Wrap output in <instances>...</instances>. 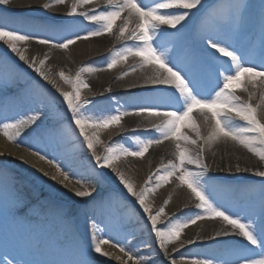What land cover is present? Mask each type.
<instances>
[{
    "label": "snow or ice",
    "instance_id": "snow-or-ice-1",
    "mask_svg": "<svg viewBox=\"0 0 264 264\" xmlns=\"http://www.w3.org/2000/svg\"><path fill=\"white\" fill-rule=\"evenodd\" d=\"M10 3L11 0H0V5ZM57 3L66 4L67 0H57ZM50 7L51 4L44 5L45 9ZM81 7L83 11L79 10ZM210 7L206 6L205 0H78L71 5L67 14L74 19L65 20L53 29L65 34L59 39L46 35L33 36L0 23V41L7 46L6 50L10 49L40 78L33 83L34 93L44 95L45 86L41 81L51 84L59 93V104H56L55 94L51 101L61 123L58 134L71 151L84 149L91 168L85 175L74 172L70 164L52 160L38 150L34 155L55 164L64 179L72 174L77 183L83 181L87 187L75 191L74 195L92 197L85 202L93 209L103 210L105 201L109 204L115 201L117 207H122L126 213L136 214L124 199L129 196L134 198L131 205L142 210L138 215L145 218L144 226L152 236V243L145 241L144 244L149 248L152 244L156 245L155 253L138 255L139 246H127V236L124 240L118 239L120 233L117 231L113 236V229L108 225L100 229L93 215L91 225L87 226V242L77 239L74 234L46 242L38 240L34 243L32 258L15 259L14 264H97L96 254L110 255L102 251L105 244L118 247L132 264H156L154 256L161 253L166 258V264H264V170L236 167L238 172L252 171L254 176L262 179L259 181L258 206L254 202H246L239 212H232L222 206L218 197L223 194L236 198L238 195L256 193V185L242 188L216 186L212 183L215 177L209 175L211 167L207 162L208 152L215 155L212 151L215 145L229 142L242 146L264 161V115L260 114L264 112V0H261L258 9L240 0L229 2L218 16L209 12ZM193 9L197 11L193 12ZM197 17L214 22L211 29L202 26L199 29V39L204 46L200 51L192 48L188 42L192 19ZM82 21L90 22L95 27L85 32L74 31ZM162 26L167 28L162 30ZM168 29L176 31L170 32ZM105 34L115 35L122 44L121 48L114 49L99 67H82L74 79L61 71L59 75L71 91H64L55 85L43 70L44 61L29 60L24 50L18 47L21 42L35 40L40 45L66 50L77 40ZM158 35L160 41H156ZM168 37L178 42L176 49L169 50L165 46L163 41ZM129 57L136 61L130 71L144 70V76L142 83L134 82L128 88H139L140 91L122 103L119 98L109 97L118 106L111 111L96 112L93 106L97 102L82 97L83 89L89 92L91 89L81 77L84 73L114 69ZM0 66H4L2 58ZM128 74L126 70L119 78L123 79ZM13 86L14 81L9 78L0 79V109L7 105L10 99L8 90ZM254 100L257 102L253 103ZM42 103L43 108H31L14 117L0 111V133L11 142L24 144L27 139H21L24 129L35 125L28 134L32 136L40 130L50 114L49 104ZM133 115L142 117L148 125L145 131L151 130L155 134L144 138L137 136L135 144L130 146H124L122 142L108 144L104 146L103 155L98 154L97 145L103 143L100 132L112 126L122 127L123 118ZM237 121L244 123L238 124ZM202 127L207 129L203 134ZM185 128L194 132L195 138L186 134L183 131ZM73 135L79 147L72 142ZM165 140L174 143L177 158L162 164L149 176L146 186L137 191L133 180L120 171L117 161L122 157L143 158L152 145L162 144ZM228 171L231 172V167ZM173 177L180 186L186 185L191 191L198 202L196 208L199 211L183 217L176 216L158 227L160 217L165 215L164 208L153 213L146 200L150 193ZM105 184L122 186V195H102ZM0 190L9 192L16 200L20 199L15 178L4 169H0ZM0 215L4 219L11 215L2 198ZM217 218L231 229L220 231L217 236L236 235L246 243L227 247L216 257L185 259L184 256L172 254L197 242L181 239L186 228L198 221ZM174 244L177 247L170 252ZM42 254L48 258H36Z\"/></svg>",
    "mask_w": 264,
    "mask_h": 264
},
{
    "label": "bare ground",
    "instance_id": "bare-ground-1",
    "mask_svg": "<svg viewBox=\"0 0 264 264\" xmlns=\"http://www.w3.org/2000/svg\"><path fill=\"white\" fill-rule=\"evenodd\" d=\"M77 2L78 0H67L66 4H59L57 0H11V3L8 5H0V23L33 36L46 35L59 39L65 34L53 31V29L60 26L65 20L74 19L67 14L71 10V5ZM229 2L234 3L237 2V0H215L214 3L210 5L209 12L214 16H218L223 13L224 6ZM240 2L251 3L258 9L261 0H240ZM210 3L211 2L206 4V6ZM46 4H51L52 7L45 9L44 5ZM79 10L83 11L84 8L81 7ZM192 11L196 12L197 10L193 9ZM117 24H119V21H117ZM201 26L206 29H211L214 27V22L212 19L208 18L202 19L197 17L192 19L188 42L191 47L197 51L204 48L199 39V29ZM94 27L95 26L90 22L82 21L75 27L74 31L85 32ZM179 27L180 26H178V28ZM165 28H167V26H162V30ZM168 31L174 32L176 30L168 29ZM156 41H160L159 35L156 37ZM163 43L169 50H174L178 46V42L171 37L165 38ZM121 46V42L116 40L115 35L108 34L100 37H92L87 40H77L76 43L70 45L66 50L52 48L50 45H40L36 43L35 40L18 44V47L24 50V54L29 60H36L38 62L44 61L43 70L55 85L64 91H71V88L65 84L64 80L60 77L59 73L61 71L74 79L82 67H99L103 65L111 52L114 49L121 48ZM6 47L3 41H0V58H2L4 62V66H0V79L9 78L14 81V86L9 90H22L19 93L13 91L8 94L10 99L7 105L0 109V111L5 112L9 117H14L18 114L28 112L31 108H43V101L49 104L50 114L44 120L40 130L34 134V138L30 141H24V144L19 145L15 143L17 147H8L0 138V169H4V162L11 165L15 164V166L17 165L28 175L33 186L47 197H49L51 193L46 191L43 181L49 182L55 188H66V190L70 192L69 188H71V186L68 185L69 183L66 182V179L60 178L50 172L56 167L55 164L50 163L47 159H40V156L34 155V152L38 150L46 154L52 160L59 161L62 164L65 162L69 163L72 169L75 170L74 172L85 175L88 173L91 165L88 164L87 159L83 163L73 160L75 151H71L70 146L61 141L58 134L61 127L60 119L55 113V105L51 103L54 98L53 94H55L56 104H59V93L56 92V89L53 88L51 84H48L46 81H41L45 86V93L42 96L36 95L32 90V86L34 81L40 80L38 74H36L33 69L29 68L23 61H20L14 53H11L10 49L6 50ZM135 64L136 61L129 57L126 62L118 65L114 69L97 71L95 73H84L81 78L87 81L91 92H89L88 89H83L82 97H87L97 102L93 106L96 112L111 111L118 105L115 101H110L109 97H116L121 100L125 95L131 97L133 93L140 91L139 88H128L129 84L143 82L142 77L144 76V70L130 71ZM126 70L129 71V74L124 76L123 79H120L119 77H121ZM109 89H111V91H108ZM93 93L95 95H93ZM241 95L243 94L241 93ZM244 98H246V96ZM256 102V100L253 101V103ZM60 112L61 114L63 113V106H61ZM260 114L264 115V112ZM193 115L195 116V112ZM197 123L199 124V121H197ZM237 123L243 124L244 122L237 121ZM121 125L122 127L117 128L116 126H112L100 132V139L103 142V147L114 142H122L124 146H130L135 144V138L137 136L144 138V136L154 135L150 132L139 131L141 127H148L147 122L140 116L133 115L124 117L121 121ZM32 127H35V125L24 129V131L29 134V132L32 131ZM183 131L195 138L194 132L190 131L188 128L183 129ZM206 131V128H201L202 134ZM46 132L49 134H45ZM1 134L2 133H0V135ZM71 139L72 142L79 147V142L74 135ZM99 146L101 145H97V147ZM21 147H24V150ZM212 151L215 152V155H212V152H208L207 162L211 167L209 175L215 177L212 181L214 185L219 187L231 186L233 188H242L255 184L257 188L256 193L244 196L238 195L236 198H230L221 194L218 199L222 206L228 208L232 212H239L241 205L246 202H254L258 206L259 181L262 178L254 176L252 171L238 172L236 171V167H247L251 170H264V161H261L258 156L233 142L217 144L213 147ZM175 153L174 143L165 140L162 144L152 145L143 158L122 157L120 161H117V165L120 171L125 173L126 177H130L133 180L136 190L139 191L146 186L149 176L156 172L158 168H161L162 164H167L169 161H173L177 158ZM15 159H18L20 163L18 162V164H16L14 161ZM229 167H231V172L228 171ZM35 173L36 176L33 175ZM45 173H47V175H45ZM37 176L41 178V183L39 180L34 179ZM54 176L56 179H52ZM68 179L71 184L77 183V180L73 178L72 174H68ZM107 185H115V194L119 193L122 195V193H120V188H122V186H118L117 184ZM53 197L55 200H60L62 195L56 192L53 194ZM124 198L129 201L134 200V198L130 196ZM146 203L150 205L153 213L157 212L160 208H164L165 215L160 217V223L166 221L165 224L169 219L175 218L176 216L183 217L192 212L199 211L196 208L198 202L191 191L186 185L180 186L175 177L150 193ZM129 206L130 208H134L138 220L141 221L144 217L138 215V213L142 210H140L138 206ZM109 209V203L106 201L103 211L105 213L108 211L111 216L113 210ZM88 213H91V216H93L95 215V210L90 207V212ZM96 216L99 218L100 214L95 215V218ZM109 218V221L103 222L104 226H113L115 230L112 232L113 236L116 235L117 231L121 234V228L115 226V222L112 220L115 219V217ZM220 231H231V229L226 226L225 222L218 218L215 220L205 219L198 221L195 225H190L186 228L181 236L182 240L191 239L197 242L190 246L186 245L189 246L187 249H180L172 254L176 257L184 256L185 259L194 256L195 258L216 257L227 247L246 243L241 237L236 235L217 236L216 234ZM117 238L119 239L120 237ZM153 246L155 250L156 245L153 244ZM174 246L175 248L177 247L175 244ZM102 248L104 252L110 254L105 257L108 259L111 258L110 260L118 264L119 260L124 257L110 244H105ZM172 249L173 248H171V250ZM137 253H141V251Z\"/></svg>",
    "mask_w": 264,
    "mask_h": 264
},
{
    "label": "rangeland",
    "instance_id": "rangeland-1",
    "mask_svg": "<svg viewBox=\"0 0 264 264\" xmlns=\"http://www.w3.org/2000/svg\"><path fill=\"white\" fill-rule=\"evenodd\" d=\"M208 1L210 0H206L205 4ZM21 90L22 89H12L9 90L8 94L13 91L19 93ZM25 137H27V139L24 141H30L33 139L34 134L29 136L22 133L21 139H24ZM0 138L8 147H17V144L9 141L3 134L0 135ZM21 148L24 150V147ZM97 151L98 154L103 155L104 147L102 145L97 147ZM86 159L87 154L83 148H80L79 151H75L73 160L83 163ZM14 161L16 164H18V162L20 163L18 159H15ZM64 164L69 165V163L66 162ZM3 166L4 170L15 178L16 188L20 192V199L16 200L9 192L0 190V198L6 202L7 207L11 210V215H9L7 219H4L3 216L0 215V264H14L15 259L32 258L33 246L38 240L46 242L47 240H52L57 237L63 239L66 234H74L77 239L87 242V226L91 225L92 221L91 213H88L90 212L91 206L90 204H86L85 201L91 200L92 197L80 198L74 195L75 191L83 190L87 187L83 181L71 184V182L68 181L69 179H66V182L69 183L68 185L71 186V188H69L70 192L66 190V188H55L49 182L43 181L46 191L51 193V195L47 197L33 186L28 175L17 165L15 166V164L11 165L4 162ZM73 171L75 170L73 169ZM50 172L60 178H64L60 175L57 167ZM33 175L36 176V173ZM34 179L39 180L41 183L40 177L37 176ZM115 189V185L109 186L105 184L102 189V195L107 196L109 193L115 194ZM56 192H59L62 195L60 200L54 199L53 194ZM44 197H46V199ZM125 200L131 205V201L128 199ZM110 210H113L111 217H115V219H112L115 222V226L121 228L119 239L124 240L125 236H127V246H139L137 252L141 251V253H137L138 255H143L148 252L155 253L156 249L154 250L153 244L151 248L146 247L144 244L145 241L152 243V236L149 235L148 229L144 226L145 218L139 221L136 211H134L136 214L126 213L123 208H118L114 201L111 203ZM107 214H105V220L109 221ZM165 222L166 221L159 223L158 227H162ZM104 228L105 226L103 229ZM110 228L113 229V232L115 231L113 226H110ZM189 246H185L182 249H187ZM114 248L124 256H121L122 259L119 260V264H132L118 247ZM171 248L174 249L175 246L172 245L170 247V252H172ZM102 251H104L103 248ZM36 258L46 259L48 257L46 254H42ZM95 258L97 264H118L113 260H110L111 258L108 259L99 254H96ZM192 258H195V256ZM154 259L156 264H166V258L163 257L162 253L160 255H155Z\"/></svg>",
    "mask_w": 264,
    "mask_h": 264
}]
</instances>
